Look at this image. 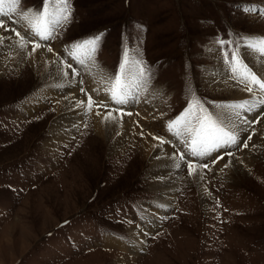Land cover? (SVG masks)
<instances>
[{
	"label": "rangeland",
	"instance_id": "374dc122",
	"mask_svg": "<svg viewBox=\"0 0 264 264\" xmlns=\"http://www.w3.org/2000/svg\"><path fill=\"white\" fill-rule=\"evenodd\" d=\"M11 5L5 0L8 14L0 16L8 33L20 32L23 41L15 36L28 48L36 43L51 48L85 87V74L68 51L77 42L103 33L91 60L106 68L111 80L125 52L130 61H143L150 71L142 80L132 63L128 73L145 90L159 87L169 94L161 120L141 129L161 139L169 122L190 105L195 108L196 101L219 114L229 96L209 83L210 68L221 63L231 70L228 54L240 62L243 47L264 37V14L244 10L264 8V0H70L69 22L42 41L27 38L17 23L21 10L40 9L42 0H21L9 12ZM230 74L237 86L244 85L240 72ZM14 76L0 79V264H264V137L261 154L253 150L248 164L228 169L225 163L240 159L250 133L228 149L185 159L171 173L175 189L168 205L159 201L164 190L153 186L161 176H151L141 161L121 167L107 144L94 137L92 112L112 111L111 105L85 92L87 103L89 96L94 102L91 111L59 137L51 132L63 114L54 96L42 97L30 112L20 107L45 92L47 83L31 70ZM140 109H133L138 122ZM263 114L254 117L252 129ZM184 139L179 136V142ZM179 142L178 157L186 156ZM189 163L201 171L200 183ZM135 232L142 235L139 246ZM113 237L127 247L110 245L107 239Z\"/></svg>",
	"mask_w": 264,
	"mask_h": 264
},
{
	"label": "bare ground",
	"instance_id": "6f19581e",
	"mask_svg": "<svg viewBox=\"0 0 264 264\" xmlns=\"http://www.w3.org/2000/svg\"><path fill=\"white\" fill-rule=\"evenodd\" d=\"M17 23L25 30L27 38L33 40L37 39L36 36L27 30V24L24 20L19 18ZM0 37H2V39H0L1 80H9L14 75V77L22 76V74L31 70L39 75L42 81L47 83L45 92L38 93L33 98L27 99L21 104L20 107L23 112H30L33 106L36 105L39 102L38 100L42 97L54 96L57 100V112H62L64 115L68 114L65 118H63V114L62 118H56L52 123L54 125H52V128L50 127L52 133L59 135L61 131L63 134L73 131L82 113L89 111L87 100L84 98L86 93H90L95 98L104 100L106 104L111 105L114 109L106 112H92L90 120L94 137L107 144L108 154H111L114 160L118 159V164L121 167L126 163H128L127 165H131L141 161V163L147 164L151 176H161L153 183V186L158 190L162 188L165 192L162 196L163 200L159 201L165 202V204L168 205L171 204L175 189L174 179L170 177L171 173L181 166L185 159L187 161H194L195 156L192 155L190 149L187 148L184 159L181 160V158L178 157L175 143L177 141L179 142V137L174 134V131H170L168 126L166 127V131H164V133H166L163 139L154 131H150V133L147 134L145 130H141L149 127V124L155 122L157 119L161 120L163 117L162 110L164 109L161 110V104L169 97V94H165L166 91H163L164 89L162 90V88L156 87L149 91L145 90L146 87L141 86L134 77L125 71L124 76L128 79L131 94L126 103L117 104L112 101L108 92V89L111 87V78L107 76V69L95 64V61L93 62L85 57V62L81 65L74 60L85 74V81L87 84L85 87L76 72L65 69L60 65V62H58L55 57L56 54L53 53L54 51L50 52L42 47L36 48V50L33 51L34 47L28 48L25 44L22 47L20 46L21 41L17 40L15 34H9L8 31H3L1 29ZM250 45L251 44H248L243 47L240 64L246 65L249 70L258 74L259 77H264V56H262L257 48H253ZM215 49L216 47L212 46L213 52ZM76 54L80 56L81 52L76 50ZM210 72H212L213 76H209V83L214 88H217L218 93L229 96L227 102L222 103L223 107L220 109L219 114L227 113L232 116V122L237 125L234 131L238 133V138L245 137L249 133L252 134L249 147L244 151L243 155L241 154L239 157L240 159L237 160L232 157L231 161L225 163L226 167L229 169L230 167L248 164L249 158H251V152L258 149L264 137V114L261 118L260 125L256 128L257 130L251 128L253 127L252 122L254 117L264 112V108L260 105V100L264 99V97H261L258 89H254L253 92H248L246 90V82L244 81L243 86H237L234 83L235 81L233 82L231 80L232 76L229 70L224 68L221 63L212 66ZM242 72L243 69L240 71L241 78ZM81 89L84 91H81ZM62 92L65 94L62 98H59L58 95ZM139 92L143 93L142 98H140L141 94L137 96ZM244 101L254 103L256 107L248 112L242 109L233 110L228 107L229 105L242 103ZM139 105L141 106V118L138 122V116L134 115L133 109L134 106L138 107ZM235 111L240 112L239 117L235 115ZM245 120H247L248 123H245ZM147 122L149 123L147 124ZM65 123L68 124L66 127L63 126L66 125ZM63 134L61 133L59 137ZM65 139L67 140V138ZM161 140H163L164 143H161ZM179 144L184 143L182 141L179 142ZM216 152L217 151H215V153ZM258 153L261 154L260 149H258ZM97 155L95 156L97 157ZM198 159L196 160L198 161ZM220 162L217 163L218 165L216 166L218 170L221 168L220 166H222ZM194 169V172L190 169V172H192L191 175L196 182L200 183V175L202 173L199 168L195 167ZM167 176L169 177L167 178ZM151 220H153V218H151ZM133 235L135 244L139 246L142 241V235L137 232L133 233ZM107 242L110 245H116L121 248L127 247V243L124 244L115 237L107 239Z\"/></svg>",
	"mask_w": 264,
	"mask_h": 264
},
{
	"label": "snow or ice",
	"instance_id": "6c2138e0",
	"mask_svg": "<svg viewBox=\"0 0 264 264\" xmlns=\"http://www.w3.org/2000/svg\"><path fill=\"white\" fill-rule=\"evenodd\" d=\"M20 2L21 0H12L9 12L16 11V6L19 5ZM4 3L5 0H0V15L8 14L4 11ZM244 10L246 12L259 11L264 14V8L257 10L256 6L245 8ZM20 16L21 19L26 22L27 30L34 36L38 37L40 40H49L52 38L55 28L59 26L61 22H69L71 18L70 0H42L40 9L21 10ZM0 27H4L5 31L8 30L3 20H0ZM12 31L15 32L22 41L25 39V37L21 36L20 32L16 31L14 28ZM102 36L103 33H100L95 37H90L82 42L75 43L68 49L72 59L76 60L81 65L84 64L85 57L90 60L93 59ZM0 39H2V37H0ZM21 46L23 47L24 45L22 44ZM250 46L257 48L262 56H264V37L253 38V43ZM39 47L40 44L36 43L33 51ZM76 50L81 52L80 56H77ZM48 51L51 52L52 49L49 48ZM228 55L232 57L231 70L233 73H238L243 69L242 80L246 82V90L248 92H253L254 89H258L261 97H264V77H259L258 74L249 70L246 65L240 64L235 54ZM129 63L135 65L136 74L141 80L150 71L144 66L143 61H130L127 52H125L124 61L121 64V71L115 74L114 78L111 80V87L108 89L114 103H126L131 94L128 79L124 76V72L127 70ZM67 67L72 68V65L68 64ZM72 71L75 72V69H72ZM81 91L84 90L81 89ZM93 103L92 97L89 96L87 103L89 111H91ZM260 105L264 108V99L260 100ZM228 107L233 110L242 109L248 112L252 111L256 107V104L244 101L242 103L229 105ZM235 115L239 117L240 112L235 111ZM244 122L248 123L247 120ZM236 127L237 125L232 122V116L230 114L209 113L200 105L199 101L195 102V108L193 105H190L184 113L168 124L169 130L174 131L176 136L179 137L183 135L186 137L183 141L185 147L190 149L191 154L197 157H204L210 155L212 152L219 151L220 149H228L230 146L240 143L238 133L234 131ZM161 143H164V141L161 140ZM244 146L247 147L246 144ZM226 154L231 155L230 152ZM180 158L181 160L184 159L183 153ZM188 166L193 172L195 171L191 163H189ZM202 167H207V165H203ZM190 174H192V172H190Z\"/></svg>",
	"mask_w": 264,
	"mask_h": 264
}]
</instances>
